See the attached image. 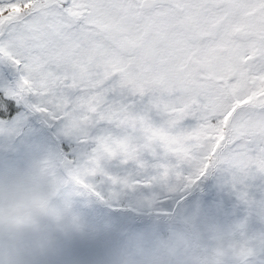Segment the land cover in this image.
I'll return each mask as SVG.
<instances>
[{"label": "snow or ice", "instance_id": "6c2138e0", "mask_svg": "<svg viewBox=\"0 0 264 264\" xmlns=\"http://www.w3.org/2000/svg\"><path fill=\"white\" fill-rule=\"evenodd\" d=\"M0 65L16 77L0 88L9 111L34 98L52 118L131 128L144 147L157 142L192 165L189 184L218 163L264 174V0H0ZM114 77L150 94L166 124L101 110ZM186 118L195 126L179 130ZM96 144L109 159L136 160L121 137Z\"/></svg>", "mask_w": 264, "mask_h": 264}, {"label": "rangeland", "instance_id": "374dc122", "mask_svg": "<svg viewBox=\"0 0 264 264\" xmlns=\"http://www.w3.org/2000/svg\"><path fill=\"white\" fill-rule=\"evenodd\" d=\"M15 78L11 69L0 65V88L11 85ZM115 81L114 77L105 84L101 110L122 109L144 117L154 127L166 124L167 114L154 107L150 94H134ZM36 103L34 98L14 102L13 115L0 119V168L23 166L49 150L71 161H83L92 155L99 138L139 135L98 117L73 125L68 118L37 111ZM74 112L78 117L76 105ZM195 123L186 118L178 129H190ZM136 146V160L121 162L115 157L102 161V171L94 177V195L79 207L82 229L58 238L63 252L54 264H111L129 235L162 232L169 223L183 219L202 231L241 226L247 237L264 234V174L255 170L239 173L218 163L189 184L184 177L194 174L192 165L178 164L158 145L144 147L137 140ZM166 168L179 171L180 179L173 174L174 180L155 183V177ZM255 247L250 264H264V243Z\"/></svg>", "mask_w": 264, "mask_h": 264}, {"label": "clouds", "instance_id": "9594fccd", "mask_svg": "<svg viewBox=\"0 0 264 264\" xmlns=\"http://www.w3.org/2000/svg\"><path fill=\"white\" fill-rule=\"evenodd\" d=\"M121 138L148 143L142 133ZM107 159L99 150L83 161L49 150L23 166L0 168V264H54L58 238L81 231L79 207L93 197L94 177ZM169 180L173 174L154 182ZM257 243L264 234L247 237L241 226L202 231L183 219L162 232L129 235L111 264H250Z\"/></svg>", "mask_w": 264, "mask_h": 264}, {"label": "trees", "instance_id": "16d2710c", "mask_svg": "<svg viewBox=\"0 0 264 264\" xmlns=\"http://www.w3.org/2000/svg\"><path fill=\"white\" fill-rule=\"evenodd\" d=\"M0 111L3 112L2 115H0V119H7L9 118L11 115H13V105L11 106V111H9L7 108H5L3 105H0Z\"/></svg>", "mask_w": 264, "mask_h": 264}, {"label": "flooded vegetation", "instance_id": "af4514ba", "mask_svg": "<svg viewBox=\"0 0 264 264\" xmlns=\"http://www.w3.org/2000/svg\"><path fill=\"white\" fill-rule=\"evenodd\" d=\"M58 247H59V246H58ZM59 249H60V253H62V252H63V246H60ZM68 251H69V249H66V250H65L66 253H68ZM59 263H60V262H59ZM59 263H57V264H59ZM60 264H61V263H60ZM63 264H66V263H63Z\"/></svg>", "mask_w": 264, "mask_h": 264}]
</instances>
